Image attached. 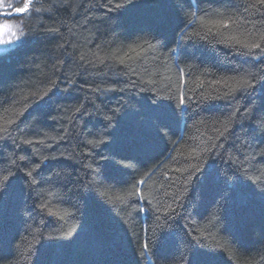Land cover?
Segmentation results:
<instances>
[{
  "label": "trees",
  "instance_id": "16d2710c",
  "mask_svg": "<svg viewBox=\"0 0 264 264\" xmlns=\"http://www.w3.org/2000/svg\"><path fill=\"white\" fill-rule=\"evenodd\" d=\"M0 3L4 5L0 22H14L26 34L0 52V127L15 118L24 103L22 97L34 100L31 93L49 87V80L55 79L60 89H69L58 88L26 111L23 123L17 121L25 133H12L17 142L28 138L43 144L16 149L11 139L0 142V176L8 175L9 168L14 173L10 195L0 209V264H186L191 244L202 247L196 250L201 264H264V192L260 191L264 188V84L251 96L206 99L227 91L209 82L236 75L230 69L239 68L244 58L223 44L203 41L177 57L150 36V43L157 44L155 50L145 46V51L130 52L128 46L149 30L175 39L172 34L180 23L177 5L181 0H133L132 4L127 0H38L36 6L49 11L23 16L15 12L22 0ZM255 3L182 0L181 18L186 21L190 18L186 13L199 9L189 30H206L201 20H228L227 34L259 39L264 34V25L259 23L264 7L249 8ZM207 27L215 26L207 23ZM52 28L59 31H49ZM82 52L88 54L90 63L79 61ZM114 52L117 56L127 52L131 59L124 64L115 58L100 62V57ZM58 59L67 63L57 70L52 65ZM178 68L185 70L189 83L180 79ZM97 86L115 91H91ZM181 90L197 103L186 101L187 113L178 119L170 103L178 104ZM80 103L92 115L75 112ZM237 107L249 109L247 118L237 115L227 140L216 139L222 113ZM104 114L114 117L112 127ZM161 124L168 128L158 132ZM86 140L103 143L93 148ZM212 141L224 143L227 150L221 149L209 160L211 154H193ZM33 148H39V154H33ZM25 152L33 162L41 155L64 153L73 158L44 162L34 173L37 184L30 185L27 172L33 164L18 159ZM109 156L127 159L121 167H129L105 161ZM13 158L19 167L10 164ZM202 160L206 167L185 183L194 172L188 165ZM53 172L60 175L53 176ZM91 180L94 183L86 189L84 185ZM177 195L181 199L176 204L183 207L168 222L174 237L168 247L175 248L164 254L144 252L145 242L152 248L150 238L159 235L157 224L164 219L163 212L155 210L156 200L173 203ZM139 207L148 211L139 212ZM158 215L161 221L156 220ZM70 229H75L73 236L63 239L62 233ZM193 237H199V242Z\"/></svg>",
  "mask_w": 264,
  "mask_h": 264
},
{
  "label": "snow or ice",
  "instance_id": "6c2138e0",
  "mask_svg": "<svg viewBox=\"0 0 264 264\" xmlns=\"http://www.w3.org/2000/svg\"><path fill=\"white\" fill-rule=\"evenodd\" d=\"M38 3V0H22V6L16 7L15 12L22 14L23 15H30L33 12L35 13H40L42 11H49V9L44 8L42 5L41 6H36ZM109 3H111V0H109ZM128 4H132L133 0H127ZM259 6V7H258ZM116 7H123L121 4H117ZM260 7H264V0H257V3L249 5V8H256L257 11H259ZM177 10L179 12V19L180 23L176 27V29L173 31L172 36L175 37L173 39H168L160 34H158L155 31L149 30L147 33V36H138L137 41H133L132 45L128 46V49L130 52H137L139 51H145V46L147 50H155L157 48V44L161 48H167L169 52L177 54V57L183 52L189 48H193L197 45V41H203L206 42L208 45H214V44H223L226 47H229L233 50V53L236 55L241 56L244 58L241 63L239 68H232L230 71L236 73V75L233 76H222L220 79H214L211 80L209 83L216 85H222L223 87L227 88L226 92H219L217 91L215 95L209 94L206 96V99L209 100H224L226 98H235L239 94H243L244 96H251L253 93H256L255 90L259 88L262 84H264V34L260 35L259 39L249 36H245L243 34L241 35H230L227 34V31L229 29V21L228 20H217V21H209L205 22L201 20V24L206 27V30H189L190 27L195 23V20L197 18V9L196 11H191L190 13H186L185 15L188 18L186 21L181 18V10H182V0L179 5H177ZM216 11V10H214ZM245 11H248V8L245 9ZM230 19V18H229ZM207 23L214 24L213 27H207ZM234 23V22H233ZM261 25H264V17H262L259 21ZM183 25V26H181ZM9 31H12V35L14 37L17 36L16 31H13V28H19V25L13 26V25H7ZM223 28L224 31H220L219 29ZM51 32H58L59 29L57 28H52L49 29ZM25 32L21 29L19 30V38L25 37ZM150 36L152 39L157 40V44H152L150 43L149 39L147 38ZM138 41H143V43H139ZM3 43H12V41H3L0 42V44ZM67 43V42H65ZM169 45H174L169 47ZM65 45H58V47H64ZM99 45H97V48L99 49ZM243 49V50H242ZM122 49H117L116 51L119 52ZM87 53H81L79 56V61L82 64L85 63H90V61L87 59ZM93 56H95V53H92ZM69 58H71V54L69 53ZM105 58H115L118 59L121 64H124L126 59H131L130 56H128V53L125 52L123 56H117L116 52L112 53L110 57H100V62H103ZM193 59L197 58L195 56H192ZM67 61L58 59L56 64L52 65L53 68H57L58 70V65L65 64ZM244 65H247V67H244ZM188 67H193V65H189ZM179 77L181 80L185 82V84L189 83V80H185V70L183 68H178L177 69ZM205 75L207 74L206 72L204 73ZM74 75V74H73ZM191 73H188V76H190ZM68 83L71 84L73 83L71 76L68 78ZM147 83H154V81L149 80ZM201 86L203 85V82L201 81ZM48 84L50 85L49 87H46L44 90L39 91V92H33L31 93V97H35V99H30V97L25 96L22 97L24 103L22 107H20L16 113H15V118L14 119H9L6 121L5 125L3 127H0V142H6L8 139H11L13 144L15 145L16 149H21L22 146L24 145H34V144H43V141H34L32 139L28 138H23L20 139L19 142H17V137L13 136L12 133L15 131H19L21 133V136H24L25 133L23 129H20L19 123L17 121H20V123H23L24 120L22 117L25 119V112L28 111L32 108L34 104H36L39 101L44 100L45 98L49 97L55 90H57L59 87L57 86L56 80L51 79L48 81ZM133 86H135L136 81L132 82ZM183 87V86H182ZM62 92H68V88H63L60 89ZM143 91V89H141ZM193 93L195 92V89H190ZM91 91L93 92H101V93H107V92H112L115 91V88L112 87H105L101 89L99 86L95 88H91ZM190 102L192 104H196L197 101L193 99V96L186 95V93L181 90L179 98H178V104L174 107L171 103V108L173 110V114L178 118H183L186 113L187 109L189 107V104L186 103ZM154 104H156L154 102ZM60 105L57 104L56 107H59ZM199 106V105H197ZM177 108L180 109L179 113L177 112ZM97 109H99V105H97ZM83 110V114L86 115H92L91 112L85 108V105L83 103H80L79 106L75 107V112L81 113ZM116 112H119L120 109L117 108L115 109ZM254 111V110H253ZM249 112V109L245 107L243 110H241L239 107L235 108L233 111L223 114L224 115V120L220 121L221 127L220 129H217L218 136L216 139H223L227 140L226 133H229L231 125L234 123V118L239 115L241 119H246V113ZM33 119L37 120V116L33 115L31 116ZM52 119H55V117H52ZM104 119L109 121V127H112L113 124V119L114 117L108 116L107 114H104ZM236 123H239V121H235ZM168 128L167 126L161 124L158 126V132H160L161 129H166ZM47 136V133H45ZM55 139V138H53ZM63 139V137H61ZM86 143L88 145H91L93 148L97 147L99 144L103 143L102 140H86ZM225 149L227 150L226 146L224 143H216L215 141L210 142L209 144L205 145L202 148H199L198 151L194 152L193 154L197 157H199L200 152L208 153L211 154L208 157L209 159H215L217 155L220 154V150ZM2 151V149H0ZM33 154H39L40 149L39 148H33L32 150ZM15 154L13 153V156ZM84 155V154H81ZM115 156H109V157H104L105 161L106 160H112L113 163L116 166L121 167V161L127 160L123 158H119L118 160H114ZM59 158L66 159L68 161L72 160V155L68 154L65 155L64 153H61L59 156L57 155H48L44 156L41 155L40 159L38 162H33L32 160V155L28 154L25 152L24 155H20L18 159L20 161H28L33 164L31 168H29L27 172V176L31 178L30 180V185L37 184V178L34 175V173H37V170L41 169L44 162L49 161V160H56ZM235 162V161H234ZM10 164L16 167H19L17 165V161L15 158L10 160ZM85 168L91 169V165L85 164L83 165ZM129 165H124L121 168H127ZM206 163L201 161V163L195 164V165H188V168L194 169V172L190 173L187 176V179L185 180V183H188L192 181L193 175L197 173H201V168H205ZM60 168H67L66 166L60 167ZM176 171L178 172H184L187 171V168H177ZM93 172V177L96 175V170L92 169ZM14 173L11 171V168L8 169V175H2L0 176V209H2L6 202L7 198L10 195V189H11V182H10V177L13 176ZM59 172H53V176H59ZM51 181V177H49V182ZM94 183V180L88 181L84 187L87 189L88 184ZM140 183L144 184L146 181L141 180ZM261 192H264V188L260 189ZM137 192H139V189H137ZM133 193H129V195H132ZM148 195H151L149 193ZM116 199H122L120 197H117ZM155 199V197H153ZM181 197L179 195L174 196L173 198V203H168V202H161L160 200H156L155 202V210L157 212H163L164 214V219L161 221V217L158 215L156 217L157 221H161L160 223L157 224V227L160 229L159 235H156L154 233L153 237L150 238V242L152 244V248H149V242H145L143 245L144 252H149L151 251L153 254L155 253H168L172 249H169L168 245L170 243V240L174 239L172 236V231L170 230L172 225L169 224V221H172L175 219L176 216H178L180 213L178 211V208H182V204H176L177 201H179ZM151 203V201H149ZM43 207V204L41 205ZM139 212H146L148 209H145L144 207H139L136 209ZM75 229H70L67 232L62 233L63 239H67L72 237V233ZM50 240H56L60 239V237H48ZM193 239L197 240L199 242V237H193ZM176 245V243H175ZM197 249H202V247H197L196 244H191L190 245V252L186 260V264H201L200 258L196 254ZM208 252H213V251H208ZM214 253V252H213ZM264 258V257H262Z\"/></svg>",
  "mask_w": 264,
  "mask_h": 264
},
{
  "label": "rangeland",
  "instance_id": "374dc122",
  "mask_svg": "<svg viewBox=\"0 0 264 264\" xmlns=\"http://www.w3.org/2000/svg\"><path fill=\"white\" fill-rule=\"evenodd\" d=\"M1 2V0H0ZM13 25V26H16L17 24H15L14 22H10V21H3V22H0V29H3V25ZM19 28H13V31H16L17 33V36L14 37L12 35V31H9V30H2L0 31V40L2 41H12V43L8 44V43H3V44H0V52L1 51H5L7 50L8 48L12 47L16 42L19 41Z\"/></svg>",
  "mask_w": 264,
  "mask_h": 264
},
{
  "label": "clouds",
  "instance_id": "9594fccd",
  "mask_svg": "<svg viewBox=\"0 0 264 264\" xmlns=\"http://www.w3.org/2000/svg\"><path fill=\"white\" fill-rule=\"evenodd\" d=\"M17 3H19V0H17ZM4 5L2 3H0V7H3ZM9 7H11L12 5L9 4L8 5ZM2 30H9L8 27H7V24L3 25V29H0V31ZM0 42H3L2 40H0Z\"/></svg>",
  "mask_w": 264,
  "mask_h": 264
}]
</instances>
